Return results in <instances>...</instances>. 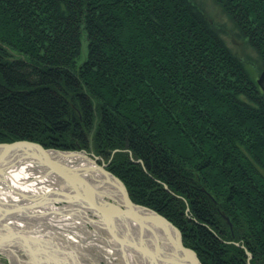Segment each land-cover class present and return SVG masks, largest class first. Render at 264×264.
<instances>
[{"label": "trees", "instance_id": "16d2710c", "mask_svg": "<svg viewBox=\"0 0 264 264\" xmlns=\"http://www.w3.org/2000/svg\"><path fill=\"white\" fill-rule=\"evenodd\" d=\"M213 1L260 75L264 0ZM222 34L197 0H0V143L91 152L202 264H264V92Z\"/></svg>", "mask_w": 264, "mask_h": 264}, {"label": "water", "instance_id": "95a60500", "mask_svg": "<svg viewBox=\"0 0 264 264\" xmlns=\"http://www.w3.org/2000/svg\"><path fill=\"white\" fill-rule=\"evenodd\" d=\"M258 84L264 92V71L258 77ZM52 152L60 153L64 157L82 156L85 165L79 162H63L52 156ZM98 159H100L98 156L86 150L46 149L31 141L0 143V187L2 189L11 188L3 184H9L5 180L7 173L13 177L14 172L29 174L36 186L52 185L49 192L43 189L35 192L13 190L14 194L18 195L16 197L18 202L14 205L8 201L1 203L0 220L8 219L9 216H13L12 219H22V221L35 219L40 216L38 212L43 206H46L47 211L49 209L56 214L55 205L57 203L72 205L75 197L82 196L81 205L85 206L83 211L91 212L99 218L95 222L107 231L117 250L122 252L127 264L130 263L127 261L129 255L127 252L148 258L153 256L155 257L153 260L150 258L152 264H202L197 253L184 245L181 230L157 211L134 203L124 183L108 170L109 163L100 165ZM89 162L94 166H91ZM94 173L112 180L119 188L122 199L107 197L99 190L98 185L104 180L97 181L92 175ZM24 176L28 178L27 175ZM75 205L78 204L75 203ZM103 211L113 213L114 215L109 218H114V221L109 222L107 215L101 213ZM170 234L174 237L172 238ZM144 238H149V240L145 241ZM166 238L170 245L165 242ZM153 240L156 241L155 248L148 245V242L153 244ZM165 246L172 249L170 253L165 251L169 256L157 255L158 251L163 253Z\"/></svg>", "mask_w": 264, "mask_h": 264}, {"label": "bare ground", "instance_id": "6f19581e", "mask_svg": "<svg viewBox=\"0 0 264 264\" xmlns=\"http://www.w3.org/2000/svg\"><path fill=\"white\" fill-rule=\"evenodd\" d=\"M52 156L55 158H58L62 160L63 162L70 163H78L82 165L83 164V157L77 155V157L74 156H68L64 157V155L56 152L51 153ZM91 166H94L92 163L89 162ZM86 165H88L86 163ZM29 167H31V164H29ZM87 167V166H86ZM23 170V169H21ZM20 173V174H19ZM14 176L12 177L9 173L6 175V179L9 184L5 183L3 185H9L10 189H2L0 187V204L5 203L8 201V203H11L12 205L16 204L18 201L16 200L18 197L17 194H14L13 190L17 191H29L31 192L32 189L35 192L36 190L41 191L46 190V192L51 191L52 185H46V187H39L34 186L35 184L33 182H28L30 185H25L20 183L21 178L20 177H26L24 175H27L29 177V174L21 173V172H14ZM93 177L98 180H104V182L100 185H98L99 190H101L107 197L114 198L116 200H121V192L118 187L114 184V182L109 180L108 178H104L103 176H99L97 173L92 174ZM90 178V177H89ZM15 183V184H14ZM34 184V185H31ZM1 186V185H0ZM21 187L22 189L18 188ZM87 191V190H85ZM83 192V191H82ZM88 193V192H87ZM80 197L74 198V204L69 205L67 208V211L70 212V214L79 213L81 212L83 215H85V212L83 211L85 206H82ZM77 203L78 205H75ZM57 208V205H55ZM46 206H43L38 213H40V216L35 219H12L13 216H9L8 219L0 220V253L7 256L9 260L12 262V264H15L17 262H21L24 264H81L80 262L76 260H70L66 257H63L58 251L70 253L71 250L65 251L62 243L60 244L57 240H54L48 231L47 233L43 229H52L54 227V224L49 223V220H53L54 215L51 210H46ZM63 211L64 209L61 208ZM48 212V213H47ZM66 213V212H64ZM103 215H107V219L109 222L114 221V218H109L110 216L114 215L113 213H110L109 211H103L101 212ZM47 214V215H46ZM18 215V214H17ZM1 218V214H0ZM49 218V220L47 219ZM41 224V225H40ZM64 228H66V225H64ZM43 227V228H42ZM71 229V226L68 227ZM172 238L174 237L172 234H170ZM105 240L109 242V244H112L113 247V241L111 237L108 235V237H103ZM109 239L112 241L110 242ZM145 241L149 240V238H144ZM153 244L148 242V245H150L152 248H155L156 241H152ZM165 242L170 245L169 240L166 238ZM114 249L117 250V248L114 246ZM119 251V250H118ZM165 251H168L170 253L172 251L171 248L165 246V250L162 252H156L157 255L159 254L162 256L163 254L166 255ZM175 252V250H173ZM120 252V251H119ZM130 263L134 264L133 261L136 264H152V261L155 257L149 256H141L132 254V252H127ZM72 255V254H71ZM68 254L67 256H71ZM169 256V255H166ZM140 258V259H139ZM131 260H133L131 262ZM146 263H145V262ZM114 264H116L114 262Z\"/></svg>", "mask_w": 264, "mask_h": 264}, {"label": "rangeland", "instance_id": "374dc122", "mask_svg": "<svg viewBox=\"0 0 264 264\" xmlns=\"http://www.w3.org/2000/svg\"><path fill=\"white\" fill-rule=\"evenodd\" d=\"M197 1L205 9L209 18L213 19L214 22L223 29L222 36L226 44L233 52L240 55V58H242L248 65L251 75L257 80L260 76V60L257 53L246 44L243 39L236 37L234 25L222 11L220 6H218L213 0ZM86 56L87 40L83 37L81 60L85 59ZM98 163L100 165L107 164L104 159H98ZM28 178H21L22 180L20 183L30 185L28 182H32V177L29 176ZM18 188L22 189L21 187ZM56 205L57 213L54 214L56 216L53 217V220L47 218L49 223L54 224V227L52 229L43 230L46 233L48 231L51 234L49 236L54 240H57L60 244L62 243V245L65 246V251L68 249L71 250L70 253L58 251L63 257L72 261L76 260L81 264H114V262L116 264H127L122 256V252H119L120 250H115V245L113 244L112 247V244H109V242L103 238L108 237L109 234L95 222L99 220L97 216L91 212H87L85 215L81 212L70 214V212L67 211V208L69 207L68 204L61 202ZM61 208L64 210L62 211ZM61 222L66 225V228H64ZM69 226H71V229L68 228ZM109 241L112 242L110 239ZM68 254L72 255L67 256ZM127 261L128 263L130 262L129 258H127ZM132 261L133 260H131V262ZM32 263L33 262H31V264ZM133 263L136 264L134 261ZM0 264H12V262L7 256L0 253ZM15 264L24 263L17 262Z\"/></svg>", "mask_w": 264, "mask_h": 264}]
</instances>
